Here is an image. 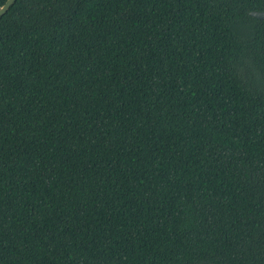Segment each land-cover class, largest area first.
Masks as SVG:
<instances>
[{
	"label": "trees",
	"instance_id": "obj_1",
	"mask_svg": "<svg viewBox=\"0 0 264 264\" xmlns=\"http://www.w3.org/2000/svg\"><path fill=\"white\" fill-rule=\"evenodd\" d=\"M253 10L264 0L11 5L0 264H264Z\"/></svg>",
	"mask_w": 264,
	"mask_h": 264
},
{
	"label": "water",
	"instance_id": "obj_2",
	"mask_svg": "<svg viewBox=\"0 0 264 264\" xmlns=\"http://www.w3.org/2000/svg\"><path fill=\"white\" fill-rule=\"evenodd\" d=\"M16 0H6L5 3L0 7V19L1 17L8 11V9L11 7V5L15 2ZM251 14L264 19V11H257L253 10L251 11Z\"/></svg>",
	"mask_w": 264,
	"mask_h": 264
}]
</instances>
